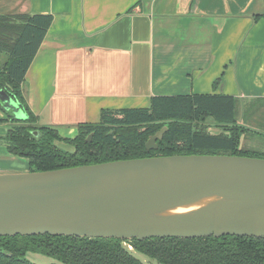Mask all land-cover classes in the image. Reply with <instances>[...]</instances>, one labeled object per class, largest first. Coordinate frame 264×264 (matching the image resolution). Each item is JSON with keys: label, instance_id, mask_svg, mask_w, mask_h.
Masks as SVG:
<instances>
[{"label": "crops", "instance_id": "1", "mask_svg": "<svg viewBox=\"0 0 264 264\" xmlns=\"http://www.w3.org/2000/svg\"><path fill=\"white\" fill-rule=\"evenodd\" d=\"M37 13L52 22L23 95L62 137L157 95H231L237 114L264 118V0H0V15ZM3 120L0 104V137ZM16 158L0 144V162Z\"/></svg>", "mask_w": 264, "mask_h": 264}, {"label": "trees", "instance_id": "2", "mask_svg": "<svg viewBox=\"0 0 264 264\" xmlns=\"http://www.w3.org/2000/svg\"><path fill=\"white\" fill-rule=\"evenodd\" d=\"M51 22V14L0 15V53L4 54L0 87L25 113L24 119H17L5 110L3 121L10 124L0 144L8 154L26 158L28 171L172 154L222 153L264 158L263 153L251 154L240 146L246 134L264 138V133L239 121L237 101L225 94L157 95L147 107L102 109L97 122L78 124L72 138L62 137L54 127L38 124L23 95L22 83ZM163 125L167 129L156 140L157 147L147 150L145 141ZM60 141L72 149L61 147ZM125 242L157 264H264V237L209 235L122 240L49 234L0 236V264H35L27 259L28 252L58 261L51 264H145Z\"/></svg>", "mask_w": 264, "mask_h": 264}, {"label": "water", "instance_id": "3", "mask_svg": "<svg viewBox=\"0 0 264 264\" xmlns=\"http://www.w3.org/2000/svg\"><path fill=\"white\" fill-rule=\"evenodd\" d=\"M0 104L25 113L0 87ZM167 125L145 141L157 147ZM91 134L86 141L90 142ZM213 198L183 213L168 210ZM264 237V158L172 154L0 173V236Z\"/></svg>", "mask_w": 264, "mask_h": 264}, {"label": "rangeland", "instance_id": "4", "mask_svg": "<svg viewBox=\"0 0 264 264\" xmlns=\"http://www.w3.org/2000/svg\"><path fill=\"white\" fill-rule=\"evenodd\" d=\"M3 58H4V54L0 53V63L2 62ZM241 117L244 119V122L248 124L252 129L254 128L256 129L258 127L257 130L264 133V127L260 128L259 126H257V125H260L261 127L264 126V118L262 119L259 118V120L257 119L255 120L256 121L255 122L252 118V114H240V107H239V113L237 114V118L239 119V121H241L242 119ZM262 117H264V114L262 115ZM205 122L207 123L206 125H211L212 127L211 129L213 130L215 129V127H213V124H210L209 120H205ZM58 144L61 147H65L69 150L72 149L71 147L67 146L63 141H60ZM240 146L244 149H249L248 151H250L251 154H257V153L264 154V138L259 135L246 134L244 138H242ZM25 168L28 171L27 159L23 157H18L14 159V161L7 160V162H0V169L2 171L9 170L8 172H25L23 171V169ZM1 170L0 173H6V172H2ZM125 245H127L128 249L132 251L133 255L143 263L157 264L154 259H151L140 252L134 251L133 247L130 244L125 242ZM26 257L28 260H30L35 264L58 263L56 259L37 252H28L26 254Z\"/></svg>", "mask_w": 264, "mask_h": 264}, {"label": "bare ground", "instance_id": "5", "mask_svg": "<svg viewBox=\"0 0 264 264\" xmlns=\"http://www.w3.org/2000/svg\"><path fill=\"white\" fill-rule=\"evenodd\" d=\"M211 200H213V198L201 199V200H199L197 202H194V203H191V204L174 207V208L168 210L166 213H183V212H189L191 210H194L196 208H199V207L203 206L204 204L210 202Z\"/></svg>", "mask_w": 264, "mask_h": 264}]
</instances>
